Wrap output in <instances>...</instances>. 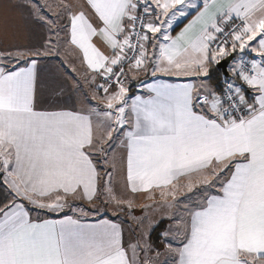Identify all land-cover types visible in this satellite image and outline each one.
<instances>
[{
	"label": "snow or ice",
	"instance_id": "snow-or-ice-1",
	"mask_svg": "<svg viewBox=\"0 0 264 264\" xmlns=\"http://www.w3.org/2000/svg\"><path fill=\"white\" fill-rule=\"evenodd\" d=\"M10 7L39 31L0 48V264H264V0Z\"/></svg>",
	"mask_w": 264,
	"mask_h": 264
},
{
	"label": "crops",
	"instance_id": "crops-1",
	"mask_svg": "<svg viewBox=\"0 0 264 264\" xmlns=\"http://www.w3.org/2000/svg\"><path fill=\"white\" fill-rule=\"evenodd\" d=\"M1 0L0 2V48L4 47H12V46H25L29 45L31 43H34L36 40V33L39 31L31 22L30 18L28 17V14L22 9L18 7H10L13 5L20 4L22 0ZM43 2V0H41ZM181 28L183 25L180 26ZM4 28H6L5 31L8 30L6 35H4ZM176 31H180V28H177ZM175 35V33H173ZM63 59V58H61ZM71 59V57H69ZM47 67L52 66H46L45 71L42 73V77L47 76ZM55 68H59V65H54ZM77 69H80L79 63L76 64ZM216 68V66H213ZM228 71V66H227ZM127 73V80L133 86V92L129 93V95L133 94H139L141 89H139L136 86L137 80H148L149 82H152L155 78H153L150 74L145 76L143 72H140L138 75L134 74L133 71H129L127 68L125 70ZM219 74V73H218ZM157 77L161 80L168 81V82H187V81H193L196 80L195 77H174V76H161L159 73L157 74ZM219 78L221 81H223L224 77L219 74ZM43 91V88L41 89ZM83 90L84 92L91 98V92L88 88V85L83 84ZM103 95V93H100ZM79 94H74V98H78ZM43 98V97H42ZM93 104H99V101H92ZM79 106V105H78ZM102 107V105H101ZM112 153H109V156L111 157ZM114 185L116 188V192L118 194H125V195H134L135 200L137 203V207L132 209V211L137 215H141V207L144 205H152V204H159L162 203L160 200V192L157 190L154 192V195L156 197L155 200L147 199L146 193H137V194H130V193H124L122 182L119 180V178H116L114 180ZM73 204L76 205H82L86 209H92L93 205L88 204L87 202L81 201L79 199L70 201ZM72 213H69L71 215ZM48 218L57 219L62 217H57V214L55 213H47ZM119 217L117 220L116 218ZM100 219L104 220H111L115 221L117 223L125 222V232H124V240L127 242L131 236L128 232V224L131 222L130 217L127 215V212H116L113 211V208L111 206L105 205L104 208L101 209L100 213H96L93 216H90L87 218V222L95 223ZM168 264H172V259L169 258Z\"/></svg>",
	"mask_w": 264,
	"mask_h": 264
},
{
	"label": "water",
	"instance_id": "water-1",
	"mask_svg": "<svg viewBox=\"0 0 264 264\" xmlns=\"http://www.w3.org/2000/svg\"><path fill=\"white\" fill-rule=\"evenodd\" d=\"M227 64H225V63H223V62H221V65L220 66H216V69H217V71H218V73L221 75V76H223L224 77V75L226 74V73H228V71H227Z\"/></svg>",
	"mask_w": 264,
	"mask_h": 264
},
{
	"label": "trees",
	"instance_id": "trees-1",
	"mask_svg": "<svg viewBox=\"0 0 264 264\" xmlns=\"http://www.w3.org/2000/svg\"><path fill=\"white\" fill-rule=\"evenodd\" d=\"M213 71H214V74H218V71H217V69H216L215 67H213ZM218 75H219V74H218ZM133 88H134V87L131 86V91H130V93L133 92ZM155 235H156V234L154 233V234H153V238H155Z\"/></svg>",
	"mask_w": 264,
	"mask_h": 264
},
{
	"label": "rangeland",
	"instance_id": "rangeland-1",
	"mask_svg": "<svg viewBox=\"0 0 264 264\" xmlns=\"http://www.w3.org/2000/svg\"><path fill=\"white\" fill-rule=\"evenodd\" d=\"M0 1H1V0H0ZM3 1H5V0H3ZM3 1H2V2H3ZM0 3H1V2H0ZM1 4H2V3H1ZM5 30H6V28H4V31H5ZM7 32H8V30L4 32V35H6ZM178 198H182V197H178ZM158 243H159V242H158Z\"/></svg>",
	"mask_w": 264,
	"mask_h": 264
},
{
	"label": "built area",
	"instance_id": "built-area-1",
	"mask_svg": "<svg viewBox=\"0 0 264 264\" xmlns=\"http://www.w3.org/2000/svg\"><path fill=\"white\" fill-rule=\"evenodd\" d=\"M127 68H128V67H127V65H126L124 71H125Z\"/></svg>",
	"mask_w": 264,
	"mask_h": 264
}]
</instances>
